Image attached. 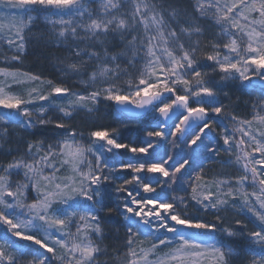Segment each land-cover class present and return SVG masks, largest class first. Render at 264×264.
I'll return each instance as SVG.
<instances>
[{"label":"snow or ice","instance_id":"snow-or-ice-1","mask_svg":"<svg viewBox=\"0 0 264 264\" xmlns=\"http://www.w3.org/2000/svg\"><path fill=\"white\" fill-rule=\"evenodd\" d=\"M0 264H264V0H0Z\"/></svg>","mask_w":264,"mask_h":264},{"label":"trees","instance_id":"trees-1","mask_svg":"<svg viewBox=\"0 0 264 264\" xmlns=\"http://www.w3.org/2000/svg\"><path fill=\"white\" fill-rule=\"evenodd\" d=\"M27 60L35 67L36 70L38 71H43L45 74L51 73L52 69L48 64H46L45 59L42 54L39 52L34 53L33 55H29L27 57ZM135 128L134 125L129 126V130H125V135H129L130 131ZM108 243H112V241H107Z\"/></svg>","mask_w":264,"mask_h":264},{"label":"rangeland","instance_id":"rangeland-1","mask_svg":"<svg viewBox=\"0 0 264 264\" xmlns=\"http://www.w3.org/2000/svg\"><path fill=\"white\" fill-rule=\"evenodd\" d=\"M50 51H52V50L51 49L47 50V52H50ZM37 52L42 54L44 59H45L47 52L44 50L43 46L41 44H38V43H33L29 46V54L27 56H25L24 64L22 65V67H24L26 70L38 71L35 69V67H33V65L29 62V60H27V57L29 55H33L34 53H37ZM45 62H46V64H48V66H50V63L47 59H45ZM241 114H244V113H241ZM83 116H84V114H81V118H83ZM212 167L214 168L215 166L213 165Z\"/></svg>","mask_w":264,"mask_h":264}]
</instances>
